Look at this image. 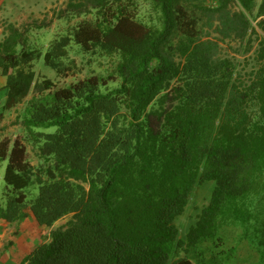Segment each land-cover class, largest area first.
Segmentation results:
<instances>
[{
	"label": "trees",
	"instance_id": "obj_1",
	"mask_svg": "<svg viewBox=\"0 0 264 264\" xmlns=\"http://www.w3.org/2000/svg\"><path fill=\"white\" fill-rule=\"evenodd\" d=\"M139 1L156 10L158 27L137 20L136 0H83L69 11L88 9L93 19L55 37L45 53L27 50L14 25L0 43V121L32 95L21 125L54 161L35 171L21 138L1 140L8 165L0 220L32 216L52 227L73 215L20 264H208L204 245L228 261L237 247L223 248L226 230H239L264 264V0ZM253 35L254 67L243 73L221 45L247 41L249 52ZM74 48L120 61L107 78L64 88L34 70L43 57L68 77ZM206 184L209 201L182 236L178 221Z\"/></svg>",
	"mask_w": 264,
	"mask_h": 264
},
{
	"label": "rangeland",
	"instance_id": "obj_2",
	"mask_svg": "<svg viewBox=\"0 0 264 264\" xmlns=\"http://www.w3.org/2000/svg\"><path fill=\"white\" fill-rule=\"evenodd\" d=\"M81 3L83 0H48V9L40 12L37 18L34 16V13L28 20L19 23H9L4 21L0 28L3 27V34L0 35V43H2L7 36L10 34L9 25H14L22 34L23 41L26 43V49L30 50L33 48L42 49L45 53L46 47L50 44L51 41L55 39L58 35L64 33L68 28L77 25L83 20L93 19L92 13L88 9H84V14L73 15V12L69 11V3ZM212 0L206 2L209 4ZM260 0H257V7L260 4ZM137 4V20L149 27H158L159 26V15L156 10L146 2L136 0ZM257 9L254 11L256 14ZM233 12H240V8L237 5L232 6ZM256 19L253 22V26L257 27V23L261 20ZM259 32V29H258ZM260 33V32H259ZM252 47L249 52H245L248 47L247 41L240 46L241 44L238 41H227L223 43L222 54L231 57L235 60V63L238 65V69L244 72H250L252 67H254V52L258 47V37L252 36ZM20 50V49H19ZM75 61L77 68L75 72L68 77H60L58 74L51 68L47 67L44 63V58L40 59L35 64L34 70L38 75L50 79L57 88L68 87L71 84L76 83L79 80L89 78L91 76H98L102 78L109 77L114 73L117 64L120 59L118 56L113 57H93L91 55L83 54L79 51V48H74L70 54L69 62ZM119 80L116 82H111L109 88L113 89L119 86ZM5 96V92H0V114L3 112L4 102H2ZM32 95H30L23 104L19 105L13 110L4 112L3 119L0 121V142L4 139H9L11 141L15 140L17 137L21 138L26 145L27 151L29 153V160L31 165L34 167L35 171L43 170V168L53 167V159H43L40 156L39 147L36 143L28 139L25 129L21 125V120L23 117V112L27 103L31 100ZM55 128H51L48 133L55 132ZM8 162L0 161V206H4L6 199L4 196L5 181L4 176L6 172ZM41 172V171H40ZM46 179L45 174L41 175ZM213 185V184H212ZM212 185H204L196 189L192 203L186 212V214L179 219L178 226L182 230V236H184L188 227L191 225L196 209L203 207L209 201ZM38 187H31L27 195L29 199H33L37 196ZM73 219V215H68L56 222L52 227H44L41 232L46 235L45 243H47L48 235L50 236L54 230L65 227L69 221ZM3 221V220H1ZM5 222V221H4ZM19 222V221H18ZM7 223V222H5ZM16 224L7 225L5 224V230H11L10 228L17 229ZM226 233H223V238L225 244L223 248L229 250L232 247H237V252L235 257L232 260L226 259L227 253L223 257L218 255V251L214 250L211 245H204L205 259L208 264H257V258L246 243L239 240L240 232L239 230H226ZM19 231L15 232V237L18 235ZM14 237V238H15ZM14 240V239H13ZM13 240L8 241L7 245L0 249V259L5 253L12 248ZM49 242V241H48ZM33 252V251H32ZM30 255V254H29ZM25 258V257H24ZM195 258V257H194Z\"/></svg>",
	"mask_w": 264,
	"mask_h": 264
},
{
	"label": "crops",
	"instance_id": "obj_3",
	"mask_svg": "<svg viewBox=\"0 0 264 264\" xmlns=\"http://www.w3.org/2000/svg\"><path fill=\"white\" fill-rule=\"evenodd\" d=\"M48 0H0V27L4 21L9 23H21L28 20L34 13L35 18L38 17L40 12L48 9ZM38 14V15H37ZM3 34V27L0 28V35ZM6 84L7 78L2 76L0 70V92H5V96L2 102L6 101ZM5 224L12 225L16 224L19 231L15 237V228L11 230H5ZM44 227L38 225L36 220L32 216L16 222V223H5L0 220V249L7 245L8 241L13 240L12 248H10L5 255L0 259V264H20L24 257L32 253L36 247L40 244L45 243L46 235L42 234ZM15 237V238H14ZM48 241L50 236L48 235ZM47 241V242H48Z\"/></svg>",
	"mask_w": 264,
	"mask_h": 264
}]
</instances>
